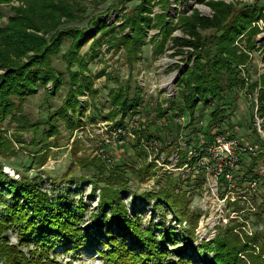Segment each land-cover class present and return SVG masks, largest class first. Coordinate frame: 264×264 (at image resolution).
<instances>
[{
    "label": "rangeland",
    "instance_id": "1",
    "mask_svg": "<svg viewBox=\"0 0 264 264\" xmlns=\"http://www.w3.org/2000/svg\"><path fill=\"white\" fill-rule=\"evenodd\" d=\"M20 5L22 2L19 0L0 3V26L7 23L12 7ZM73 9H76V19L62 21L56 30L71 27L81 31L74 37L64 36L58 53L50 59V64L61 74L62 83L55 87L49 81L30 96L13 98L11 114L3 123L10 149L0 157L2 171L9 181H18L24 176L50 194L62 193L69 185L72 198H81L90 209H94L98 191L95 200H89L92 186L86 180L95 181L97 171L93 167L82 166L80 161L88 162L97 157L100 161L98 166H102L105 173L116 164L135 162L137 167L144 162V159L142 163L139 162L127 139L118 141V133L113 127V122L120 116L112 99L117 94H120L118 97L124 94L132 97L138 93L142 97V104L125 121L147 123L149 132L159 136L160 143L166 146L159 153L161 158L157 163V175L163 183L165 178L161 172L169 171L178 179L175 187L186 192L189 201L186 215L181 218L187 220L186 216L197 214L194 246L214 238H222L224 243L234 245L226 235L236 233L241 243L237 242V249H242V243L248 246V251L239 253L242 263L251 264L258 257L261 246H264V131L262 126L260 130L256 126L254 117H259L255 99L259 93L264 95V0H206L204 3H197L196 0H81ZM195 13L219 21L216 27L198 28L205 49L209 52L206 56L209 57L218 53L220 38L226 30L233 24L241 27L238 22L250 21L241 27L243 31L232 43L235 55L244 62L238 67L243 86L223 94L224 118L212 125L211 131L213 136L220 133L237 142L235 153L240 152L239 164L234 166L233 176L240 183L234 188L219 179V168L223 170L231 162L221 157L219 146L208 140L205 142L203 138L207 126L209 130V114L215 102L209 98L208 105L198 104L192 126L188 125L189 113L177 112L179 109L176 108L177 105L184 107L181 97L185 88L178 85V78L182 71L190 68L192 62L187 58L186 48L177 49L170 39L185 36V19ZM144 16L151 19L144 25L145 43L139 52L129 51L127 47L131 42L123 41V36L133 34L130 19L138 20ZM100 20L106 23L104 27L99 24ZM49 37L46 36L47 39ZM76 42L81 43L78 50L74 48ZM70 52H76L73 54L74 61H69ZM74 73H78V76H74ZM76 78L78 82H82V78L85 80L80 92H76ZM222 84L225 86V81ZM73 89L77 110L68 112L80 125L67 131L61 116L50 121V115L61 108ZM159 109L165 113L160 115ZM48 122L57 125L58 133L49 139H40ZM126 130L129 131V128L126 127ZM248 145L253 146L254 151L247 150ZM42 146L45 150L35 157L36 149ZM148 149L146 161H153L149 158H154L156 150L151 145H148ZM203 149L207 153L200 155ZM73 152H76L74 157ZM181 153L186 154L185 161L177 165ZM41 156L43 159L39 162L37 157ZM191 157L195 159L193 163H190ZM252 162L254 164L249 173L247 168ZM123 169L127 178L125 203L128 208L132 204L130 192L141 194L161 188L153 178L139 180L126 166ZM249 177L258 178L257 188L243 192V181ZM202 178L204 183L197 187L196 182ZM230 196H235V199H229ZM156 202L150 198L143 226L151 218L156 224L164 217L165 224L156 230V235L166 226L178 232L179 226L168 208H151ZM136 203L140 207L138 200ZM88 213L89 210L86 215ZM183 226L187 227L188 223H183ZM8 237L16 247L20 246L15 231H8ZM19 249L27 255V249H32V246ZM49 253L50 258L58 264L103 263L101 257L91 249L65 252L57 247Z\"/></svg>",
    "mask_w": 264,
    "mask_h": 264
},
{
    "label": "trees",
    "instance_id": "2",
    "mask_svg": "<svg viewBox=\"0 0 264 264\" xmlns=\"http://www.w3.org/2000/svg\"><path fill=\"white\" fill-rule=\"evenodd\" d=\"M9 1L0 0V3ZM19 1L22 5L12 7L7 23L0 26V70H2L0 72V157L10 149L3 123L11 114L13 98L30 96L39 86H45L49 81L55 87L60 86L61 74L50 64V59L58 53L64 36L74 37L81 31L79 28L71 27L56 30L62 21L76 19L74 13L76 9L73 7H76L81 0ZM185 1L181 0V2ZM196 1L204 3L206 0ZM150 21L147 16L139 17L138 20L130 19L133 34L123 36V41L131 42L127 50L140 51L145 43L143 42L144 25ZM248 22L250 21L238 23L241 27H245ZM99 24H103L104 27L106 23L100 20ZM218 25L217 18L210 19L195 13L185 19L183 31L186 37L173 36L170 39L177 49L186 48L187 58L192 62L190 68L182 71L178 78V85H184L185 88L181 97L184 107L179 108L177 105L176 108L179 110L175 109V111H187L190 115L188 125L192 126L195 119L194 110L199 107L198 104L202 103L206 106L209 103L208 99L211 98L215 104L209 114V130L207 126L203 131L204 141L209 142L213 141L212 125L224 118L225 95L223 94L243 86L244 82L238 72L239 65L244 62L235 55L236 51L232 46L234 39L244 28L233 24L222 34L218 53L212 57L206 56L209 52L205 49L198 28ZM47 35L50 36L48 39ZM80 45V42H76L74 48L78 50ZM76 52L69 53L71 59L69 61H74L73 54ZM73 75L78 76V73ZM82 79V82H78L76 78L78 86L76 92H80L85 86V80ZM223 81L225 86H222ZM118 95L120 94L112 99L115 107L118 108L117 115L120 116L113 122L114 130L118 133V141L127 139L139 162L142 163V159L144 162L137 167L134 165L135 162L116 164L110 166L105 173L102 166H98L100 161L97 157L88 162L80 161L84 167H93L98 175L93 182L86 180L92 186L89 200H95L98 191L96 206L90 209L81 198L78 200L72 198L69 185L62 193L50 194L24 176L18 181H9L8 176L2 171L0 161V264H58L49 256V252L57 247L65 252L94 250L103 260L102 264H243L239 253L248 251V246L242 243V249H237L240 239L236 233L226 235L230 238L228 241L234 245L224 243L222 238H214L194 246L193 234L197 214L186 216L187 220L181 218L186 215L189 201L186 192L175 187V181L177 182L178 179L167 170L161 172L165 178L161 183L157 175L156 162L146 161L149 157V149L145 142L155 140L160 142V137L149 132L147 123L143 125L141 122L132 124L125 121L140 107L142 97L138 93L133 94L132 97H128V94H122V97ZM74 97H76L75 89L70 90L61 108L50 115V121L58 115L61 116L67 131L77 129L80 125L73 114L68 112L77 110ZM257 100L264 131L263 93H259ZM158 113L161 115L165 112L159 109ZM57 133V125L48 122V126L42 130L40 139H49ZM165 148L166 146L161 144L157 151L160 153ZM43 150H45L44 146L36 149L33 154L36 157ZM73 154L75 155L76 152ZM199 154H203V150ZM185 156V153L179 154L180 160L177 165L184 163ZM37 159L42 162L43 156ZM190 160V163H193L195 159L191 157ZM253 164L254 162L250 164V168H247L249 173ZM125 166L136 175L137 179L153 178L157 185H161V188L159 187L155 192L141 194L130 192L132 200L130 208L125 203L128 191L126 171L123 169ZM204 181V178L198 180L197 187H201ZM223 181L225 182L221 179V182ZM99 183L102 185L99 186ZM150 198L157 201L151 205L153 210L168 208L172 212L179 226L178 232L166 226L164 231L156 235V230L165 224L164 217L156 224L151 218L143 226L144 214L149 207ZM136 200L141 203L140 207ZM88 210L89 213L86 215ZM183 223H188V226L184 227ZM10 230L15 231L20 248L32 246V249H27V255L9 241ZM259 252L258 257H255L251 264H264V246H261Z\"/></svg>",
    "mask_w": 264,
    "mask_h": 264
},
{
    "label": "built area",
    "instance_id": "3",
    "mask_svg": "<svg viewBox=\"0 0 264 264\" xmlns=\"http://www.w3.org/2000/svg\"><path fill=\"white\" fill-rule=\"evenodd\" d=\"M256 100V106H255V109L258 110V100ZM259 114V113H258ZM255 117V124L256 126L259 128H261V124H262V120L263 118L259 115V117L257 115H254ZM213 139V145H217L219 146L220 148V152H221V157L224 158L225 160H229L231 163L229 164L230 166H225V168L223 170H221L219 168V179H223L225 180V182L228 183V185L231 186V188H234L238 183L240 182H236L235 181V178L233 176V173H234V170H235V165H237L238 161H239V158H238V155H239V151L238 153L236 154L235 153V150L237 151V142L235 140H232L230 138H228L227 136L223 135V134H220V133H216V135H214L212 137ZM146 145H151L152 148H154V150H156V152L153 154V159H150L149 160H153L154 162H156V164L158 163L159 164V158H161L159 156V152L157 151L158 147L161 145L160 142L158 141H148L146 143ZM247 150L249 151H254V147L253 146H250L248 145L246 147ZM204 153H207L205 152V150L203 149V154ZM203 154H200V155H203ZM234 159L235 161L232 162L231 160ZM186 163V162H185ZM243 188H242V191L243 192H249V191H255V189L257 188V184H258V178L256 177H249L248 180H244L243 181ZM235 196H230L229 199L231 200H234Z\"/></svg>",
    "mask_w": 264,
    "mask_h": 264
}]
</instances>
